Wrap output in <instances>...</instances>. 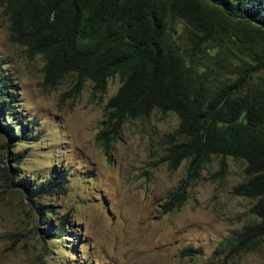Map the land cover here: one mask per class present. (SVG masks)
Wrapping results in <instances>:
<instances>
[{
	"label": "rangeland",
	"instance_id": "1",
	"mask_svg": "<svg viewBox=\"0 0 264 264\" xmlns=\"http://www.w3.org/2000/svg\"><path fill=\"white\" fill-rule=\"evenodd\" d=\"M183 28L180 19L169 18L168 33L184 49L186 63L209 78L225 79L227 72L214 61L218 49L205 57L190 55ZM0 65L13 88L8 118L23 116L29 134L12 142L0 128V166L15 168V180L37 183L60 170L66 174L64 194L31 201L0 172V264H264V247L225 262L224 254H215L231 232L257 220L254 200L234 193L246 177L243 159L227 156L223 168L213 155L189 179L185 200L168 208L187 179L189 162L170 171L161 161L166 135L178 124L174 112L155 110L126 120L105 149L97 134L119 76L108 78L102 95L92 93L89 80L75 91L72 74L43 86V57H30L8 40L1 8ZM16 153L22 156L19 164ZM63 221L60 235L53 233Z\"/></svg>",
	"mask_w": 264,
	"mask_h": 264
},
{
	"label": "trees",
	"instance_id": "2",
	"mask_svg": "<svg viewBox=\"0 0 264 264\" xmlns=\"http://www.w3.org/2000/svg\"><path fill=\"white\" fill-rule=\"evenodd\" d=\"M0 8L8 40L30 57H43V86L53 87L72 74L75 91L89 80L92 93L102 95L108 78L119 76L97 134L105 149L128 119L155 110L177 115L161 161L174 171L188 160V176L170 196L168 208L185 200L189 179L213 155L220 156L223 168L227 156L243 159L246 177L234 193L254 200L257 220L231 232L215 254H224L225 262L264 247V0H0ZM170 17L183 22L181 35L190 55L205 57L218 49L214 61L227 72L225 79L209 78L186 63L184 49L168 33ZM7 85L0 65V128L13 142L29 134L23 116L8 118L7 108L14 105L13 88ZM21 157L15 154L17 164ZM15 171L0 166L8 186L24 189L31 201L65 193L64 170L39 183L22 176L15 180ZM66 224L60 222L53 233L60 235Z\"/></svg>",
	"mask_w": 264,
	"mask_h": 264
}]
</instances>
